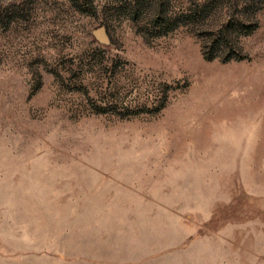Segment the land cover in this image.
I'll list each match as a JSON object with an SVG mask.
<instances>
[{
	"label": "rangeland",
	"instance_id": "1",
	"mask_svg": "<svg viewBox=\"0 0 264 264\" xmlns=\"http://www.w3.org/2000/svg\"><path fill=\"white\" fill-rule=\"evenodd\" d=\"M0 264H264V0H0Z\"/></svg>",
	"mask_w": 264,
	"mask_h": 264
},
{
	"label": "water",
	"instance_id": "2",
	"mask_svg": "<svg viewBox=\"0 0 264 264\" xmlns=\"http://www.w3.org/2000/svg\"><path fill=\"white\" fill-rule=\"evenodd\" d=\"M94 35L96 38L103 44L109 45L110 44V39L109 36L107 35L106 28L104 26L96 29L94 31Z\"/></svg>",
	"mask_w": 264,
	"mask_h": 264
}]
</instances>
